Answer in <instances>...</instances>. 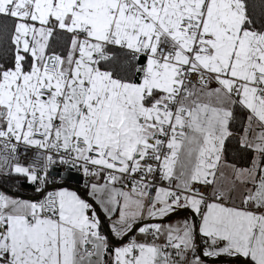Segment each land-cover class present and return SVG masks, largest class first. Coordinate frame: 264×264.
<instances>
[{"label":"snow or ice","instance_id":"1","mask_svg":"<svg viewBox=\"0 0 264 264\" xmlns=\"http://www.w3.org/2000/svg\"><path fill=\"white\" fill-rule=\"evenodd\" d=\"M0 181V264H264V0H0Z\"/></svg>","mask_w":264,"mask_h":264},{"label":"crops","instance_id":"2","mask_svg":"<svg viewBox=\"0 0 264 264\" xmlns=\"http://www.w3.org/2000/svg\"><path fill=\"white\" fill-rule=\"evenodd\" d=\"M73 189H77V187H74L72 186ZM0 191H5L7 192L6 190H4L3 188H0ZM78 191H79V194H81L82 196H85L86 197V192L84 191V189H80L78 188ZM20 195L22 196H27V195H30V192L26 191V190H22V191H18ZM99 211V210H98ZM172 219H177V217H172ZM106 231V230H105ZM217 264H238L237 261H235L234 258H224V259H221L219 261H217Z\"/></svg>","mask_w":264,"mask_h":264},{"label":"trees","instance_id":"3","mask_svg":"<svg viewBox=\"0 0 264 264\" xmlns=\"http://www.w3.org/2000/svg\"><path fill=\"white\" fill-rule=\"evenodd\" d=\"M0 188H3L7 192L10 191L11 190L10 182L9 183H5V182L0 181ZM16 194L20 195L21 193L19 194V192L17 191Z\"/></svg>","mask_w":264,"mask_h":264},{"label":"built area","instance_id":"4","mask_svg":"<svg viewBox=\"0 0 264 264\" xmlns=\"http://www.w3.org/2000/svg\"><path fill=\"white\" fill-rule=\"evenodd\" d=\"M73 186H74V187H77L76 185H73ZM78 188L83 189V187H82V182H81V185H80Z\"/></svg>","mask_w":264,"mask_h":264}]
</instances>
